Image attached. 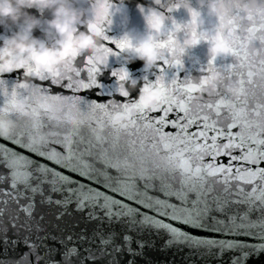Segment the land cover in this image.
I'll return each mask as SVG.
<instances>
[{"label":"snow or ice","instance_id":"6c2138e0","mask_svg":"<svg viewBox=\"0 0 264 264\" xmlns=\"http://www.w3.org/2000/svg\"><path fill=\"white\" fill-rule=\"evenodd\" d=\"M183 6L190 19L167 30L149 10L163 38L139 46L107 34L113 5L95 0L87 20L55 23L62 48L8 60L0 49V264H136L146 249L185 252L189 264L264 254V2L217 0L210 31ZM201 41V77L181 78L185 49ZM123 53L154 61L151 78L115 65Z\"/></svg>","mask_w":264,"mask_h":264},{"label":"water","instance_id":"95a60500","mask_svg":"<svg viewBox=\"0 0 264 264\" xmlns=\"http://www.w3.org/2000/svg\"><path fill=\"white\" fill-rule=\"evenodd\" d=\"M94 2L95 0H12L9 13L0 15V49L7 48L11 53L10 56L5 55L4 60L16 57L20 51L16 45L21 43L24 44L25 49L30 45L38 52L44 49L54 51L62 48L63 36L56 29L54 21L63 22L66 18L65 13L69 16L79 17L80 22L87 20ZM109 2L113 5V8L109 18L111 23L105 25L107 34L113 39L127 36L135 46L147 41L149 36L156 39L163 38L162 34L153 33L148 27L145 17L149 10L164 15L165 30L171 28L173 20L181 24L188 22L190 16L183 3H186L188 7L201 11L199 30L210 31L215 24L214 16L209 15V8L217 0H109ZM224 2L227 3L228 0H224ZM240 2L244 3L248 0H240ZM177 3L182 4L178 10L167 11L169 7H173ZM81 30L83 31V29ZM178 38L182 42L184 33H179ZM109 46L115 47L114 45ZM209 49L210 46L204 41L196 46L186 48L181 57L184 67L179 72L180 77L197 81L202 75L199 70L200 67L206 66L210 56ZM26 55L27 53H25ZM125 62L133 69H144V71L134 72L136 77L133 79H138V77L145 74L151 78L152 72L155 71L154 61L150 62L147 57L135 53H123L113 61L115 65ZM217 63H221L219 57ZM56 67L63 71V62H58ZM176 71L174 68L166 69V79H171ZM19 76L20 73L16 72L4 74L9 92ZM128 87L134 89L136 84L129 80ZM3 100V89H0V106L3 105ZM189 256L190 254L176 250L146 249L144 258L138 259L136 264H145V260L147 264H189ZM195 264H206V262L196 260ZM249 264H264V254L253 256L249 260Z\"/></svg>","mask_w":264,"mask_h":264},{"label":"clouds","instance_id":"9594fccd","mask_svg":"<svg viewBox=\"0 0 264 264\" xmlns=\"http://www.w3.org/2000/svg\"><path fill=\"white\" fill-rule=\"evenodd\" d=\"M11 4H12V0H2V2H0V15H4V14L9 13ZM61 12L63 13L62 9H61ZM64 15H65L66 18L63 20V22H60L62 26H63L64 23H67V24L70 25L72 23L73 17L75 18V20L77 22H80V18L79 17L69 16L66 13ZM56 22H59V21H54V23H56ZM16 47L19 48V49L20 48H25L23 43L17 44ZM31 48L32 47L30 45L27 47V49H29V50H31ZM42 51H39V52L37 51V52L41 53Z\"/></svg>","mask_w":264,"mask_h":264}]
</instances>
